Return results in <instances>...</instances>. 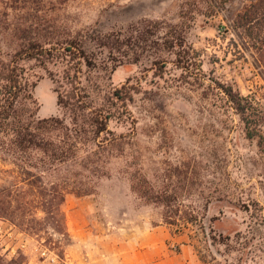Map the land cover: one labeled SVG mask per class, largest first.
Listing matches in <instances>:
<instances>
[{"label":"rangeland","instance_id":"1","mask_svg":"<svg viewBox=\"0 0 264 264\" xmlns=\"http://www.w3.org/2000/svg\"><path fill=\"white\" fill-rule=\"evenodd\" d=\"M30 15L64 32L144 28L151 43L137 56L95 50L106 70L81 73L94 102L104 105L123 85L130 90L108 127L117 142L87 149L58 173L62 234L40 210L20 226L0 215L2 259L111 264L156 230L174 263L264 264V0H0L1 29ZM176 24L183 39L169 52L155 34ZM25 67L38 80L37 117H62L43 69ZM221 86L246 99L244 111ZM16 177L0 161V190ZM80 187L91 194L75 195Z\"/></svg>","mask_w":264,"mask_h":264},{"label":"trees","instance_id":"2","mask_svg":"<svg viewBox=\"0 0 264 264\" xmlns=\"http://www.w3.org/2000/svg\"><path fill=\"white\" fill-rule=\"evenodd\" d=\"M178 28L176 24L162 36L155 34L169 52L181 45ZM4 30L9 31L7 35ZM150 43L144 28L122 35L90 28L64 32L53 27L46 16L30 15L10 30L0 28V161L17 172L11 186L0 190V215L20 226L25 216L33 215L32 209L40 210L50 228L62 234L64 197L57 184L58 173L78 162L87 149L95 152L117 142L108 129L115 117L113 109L118 102L125 104L131 99L130 90L123 85L110 92L104 105H97L82 83V69L106 70L93 56L96 49L109 53L125 49L127 55L137 56ZM30 62L38 64L52 82L62 117H37L40 107L32 93L38 80H31L28 74L25 65ZM60 64L61 72L49 67ZM221 89L232 106L245 110L243 96L230 87ZM249 133V137L255 136ZM74 190L77 196L91 194L81 187ZM31 203L34 206L28 207ZM0 264L16 262H6L0 256Z\"/></svg>","mask_w":264,"mask_h":264},{"label":"crops","instance_id":"3","mask_svg":"<svg viewBox=\"0 0 264 264\" xmlns=\"http://www.w3.org/2000/svg\"><path fill=\"white\" fill-rule=\"evenodd\" d=\"M155 233L156 230L151 232L154 238L150 241L148 240L149 233H147L146 235H142L140 243H138L136 247H125L120 249L117 254L114 255V258L111 259V264H185V260L174 263V257L169 258V256L166 255L167 253L165 251V253L163 252L162 243L164 241L162 239L164 236L161 235L160 237H156L154 236ZM161 233L163 232L161 231ZM166 237L165 235V238Z\"/></svg>","mask_w":264,"mask_h":264},{"label":"built area","instance_id":"4","mask_svg":"<svg viewBox=\"0 0 264 264\" xmlns=\"http://www.w3.org/2000/svg\"><path fill=\"white\" fill-rule=\"evenodd\" d=\"M0 232H1V227H0Z\"/></svg>","mask_w":264,"mask_h":264}]
</instances>
